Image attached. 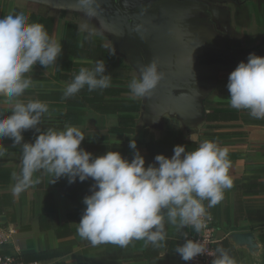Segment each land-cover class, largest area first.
<instances>
[{
  "label": "crops",
  "instance_id": "crops-1",
  "mask_svg": "<svg viewBox=\"0 0 264 264\" xmlns=\"http://www.w3.org/2000/svg\"><path fill=\"white\" fill-rule=\"evenodd\" d=\"M160 7L165 21L160 30L150 39L140 33L146 38L149 62L156 60L161 72L185 77L188 103L181 97L179 112L169 106L159 111L157 103L146 109L149 96L131 94L128 86L140 78L143 60L138 61L129 40L118 37L101 13L85 16L78 0H0V17L29 15V22L43 24L62 45L55 65L45 69L37 64L28 74L34 83L20 99L48 104L49 113L38 125L42 131L63 129L65 124L78 127L85 136L81 147L93 157L114 151L130 162L135 151L129 148L131 139L145 167L155 163L156 155L171 158L176 145L192 151L208 139L227 147L233 187L212 208L204 201L214 219L216 248L227 250L236 264H264V119L231 108L226 87L229 74L241 61L247 62L250 53L264 57V0H172ZM98 60L107 65L111 86L92 92L85 87L65 99V87L79 69L91 68ZM163 86L167 84L162 79L157 87ZM132 102L139 103L137 112H128ZM11 107L0 98V112L10 115ZM186 110L189 116L182 115ZM125 116L134 118L130 131L120 124ZM36 135L34 130L24 132V142H34ZM12 143L3 140L8 150L0 158V225L11 233L0 254L40 264H184L175 248L183 245L185 228L178 230L167 219L160 247L144 240H133L127 247L92 246L82 239L77 224L86 207L82 201L91 195V178L69 184L65 177L50 184L51 177L38 172L33 178L40 183L14 196L12 173L20 172L22 156ZM157 143L164 147H147ZM247 234L250 239H235Z\"/></svg>",
  "mask_w": 264,
  "mask_h": 264
},
{
  "label": "clouds",
  "instance_id": "clouds-1",
  "mask_svg": "<svg viewBox=\"0 0 264 264\" xmlns=\"http://www.w3.org/2000/svg\"><path fill=\"white\" fill-rule=\"evenodd\" d=\"M79 10L89 18L99 15L98 0H78ZM24 13H10L0 17V98L10 103L11 114L0 112V158L7 153L3 140H12V147L21 150L20 172H13L12 194L19 196L40 183L35 173L51 177L50 184L67 178L72 184L91 178V195L85 196L86 206L77 227V233L92 246L112 243L127 247L133 240H144L154 247L166 239L165 220L178 230L189 225L199 233L206 227L203 218L207 208L224 199L226 189L233 187L229 175L231 161L227 147L205 139L192 151L176 145L171 158L159 154L155 163L145 167V159L137 150L135 139L129 148L135 150L133 159L119 152L93 154L81 147L85 140L76 126L65 124L63 129L41 130L42 116L49 106L40 100L20 99L34 81L28 74L39 64L47 69L55 65L62 54L61 43L52 38L41 23L29 22ZM103 60L94 66L81 67L64 90L70 98L87 87L89 92L111 86L112 76ZM164 78L156 60L143 66L139 79H133L129 89L134 97H147ZM229 106L247 110L251 117L264 119V57L250 53L247 62L241 61L228 76ZM34 130V142H24L23 133ZM183 245H177L176 254L192 261L205 253L200 241L184 233ZM211 264H236L228 251L220 247Z\"/></svg>",
  "mask_w": 264,
  "mask_h": 264
},
{
  "label": "water",
  "instance_id": "water-1",
  "mask_svg": "<svg viewBox=\"0 0 264 264\" xmlns=\"http://www.w3.org/2000/svg\"><path fill=\"white\" fill-rule=\"evenodd\" d=\"M136 1V0H129ZM132 2V3H133ZM151 2L140 0L136 4L122 5L121 9H112L108 3V0H98L99 13L103 15L105 19L109 21L112 25L118 37L129 40L130 48L134 49L137 53L138 61L141 59L144 62V66L150 64L148 61L145 51H146V38L140 32L149 34V39L152 34L157 33L160 27L165 23L162 21L161 7L157 6L154 9H142L138 11H129L138 6L149 5ZM160 7V8H159ZM140 35V39L138 36ZM144 39V40H143ZM140 55V56H139ZM141 63V62H140ZM142 65V63L140 64ZM175 71V70H174ZM164 82L167 86L156 87L150 95H148L146 109L153 103H157L159 111L165 109V107H170L173 111H180L182 106L181 97L185 96L184 100L187 102L186 92L187 84L183 82L184 75H174L173 72L164 71ZM188 103V102H187ZM181 113V112H180ZM191 114L190 110H186L182 115L189 116ZM235 239L241 240L250 239L251 235H235Z\"/></svg>",
  "mask_w": 264,
  "mask_h": 264
},
{
  "label": "built area",
  "instance_id": "built-area-1",
  "mask_svg": "<svg viewBox=\"0 0 264 264\" xmlns=\"http://www.w3.org/2000/svg\"><path fill=\"white\" fill-rule=\"evenodd\" d=\"M210 219L207 217L203 218L205 220L206 227L203 228L199 233H197L191 225L185 227V232L188 234L189 239L195 241H200L205 247V253L203 255L197 256L194 260L185 262L184 264H211V261L215 258L214 246L217 243L216 231L214 226L213 217L207 213ZM10 235L8 228L0 225V249L5 245L10 243ZM185 237H183L182 242L184 243ZM0 264H40L38 262H23L19 260L14 255H2L0 254Z\"/></svg>",
  "mask_w": 264,
  "mask_h": 264
},
{
  "label": "flooded vegetation",
  "instance_id": "flooded-vegetation-1",
  "mask_svg": "<svg viewBox=\"0 0 264 264\" xmlns=\"http://www.w3.org/2000/svg\"><path fill=\"white\" fill-rule=\"evenodd\" d=\"M139 1L140 0H136L134 2L133 1H129V0H108V3H109V5H110V7L112 9H121L122 5L126 6V5L136 4ZM145 1L151 2V4L138 6V7L134 8V9L129 10V11H138V10H142V9H151L152 10L155 7L162 5L163 3L169 2V1H172V0H145Z\"/></svg>",
  "mask_w": 264,
  "mask_h": 264
},
{
  "label": "trees",
  "instance_id": "trees-1",
  "mask_svg": "<svg viewBox=\"0 0 264 264\" xmlns=\"http://www.w3.org/2000/svg\"><path fill=\"white\" fill-rule=\"evenodd\" d=\"M138 106H139V103H137V102L130 103V108H128V112H137ZM133 123H134V118L131 116H125V117L120 118V124L127 127L126 129L129 131H130V127L133 125ZM179 143H180V140H179ZM147 147H164V145H159L157 143V144H153V145H147ZM216 246L217 245L215 244V246H214L215 258H216V255L218 254L216 252V249H217Z\"/></svg>",
  "mask_w": 264,
  "mask_h": 264
}]
</instances>
